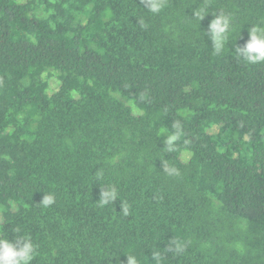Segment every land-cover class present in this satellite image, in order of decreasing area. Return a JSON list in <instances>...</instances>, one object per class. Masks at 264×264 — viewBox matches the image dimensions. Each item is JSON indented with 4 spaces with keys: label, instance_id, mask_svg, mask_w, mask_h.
<instances>
[{
    "label": "trees",
    "instance_id": "1",
    "mask_svg": "<svg viewBox=\"0 0 264 264\" xmlns=\"http://www.w3.org/2000/svg\"><path fill=\"white\" fill-rule=\"evenodd\" d=\"M261 21L264 0H0V234L30 264H264V62L234 52Z\"/></svg>",
    "mask_w": 264,
    "mask_h": 264
},
{
    "label": "clouds",
    "instance_id": "2",
    "mask_svg": "<svg viewBox=\"0 0 264 264\" xmlns=\"http://www.w3.org/2000/svg\"><path fill=\"white\" fill-rule=\"evenodd\" d=\"M149 11L152 13H159L164 7V0H147ZM197 18L202 19L205 16V9H200L195 12ZM215 18L211 20L206 35L212 42V50L216 55L222 54L225 49V44L229 40L233 32V17L230 14L219 13L215 14ZM249 39L243 46L235 48V55L238 60L245 64H256L264 62V21L253 24L249 28ZM179 132L167 138L168 145H172L173 141L177 139ZM171 147L169 151H171ZM163 171L168 175H179V170L175 167H169L167 164L163 165ZM118 196L115 187L102 189L99 203L101 206L115 201ZM55 202V197L52 194H45L41 203L44 207H50ZM123 212L128 213V207H123ZM17 234L13 240H9L8 236L0 234V264H30L33 258L37 255V246L32 241L30 235L27 233L21 234L20 229H15ZM171 243L175 245V252L180 253L184 251L185 244L183 241L174 240ZM159 264L161 257L156 256ZM127 264H138L135 256H127Z\"/></svg>",
    "mask_w": 264,
    "mask_h": 264
},
{
    "label": "rangeland",
    "instance_id": "3",
    "mask_svg": "<svg viewBox=\"0 0 264 264\" xmlns=\"http://www.w3.org/2000/svg\"><path fill=\"white\" fill-rule=\"evenodd\" d=\"M49 84L52 88H57L58 86V83H57V80L54 78V77H51L50 80H49Z\"/></svg>",
    "mask_w": 264,
    "mask_h": 264
}]
</instances>
